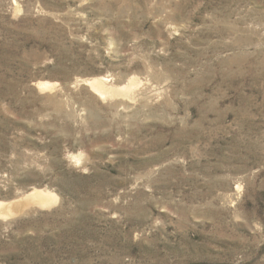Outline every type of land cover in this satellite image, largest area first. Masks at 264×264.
<instances>
[{
	"label": "rangeland",
	"instance_id": "rangeland-1",
	"mask_svg": "<svg viewBox=\"0 0 264 264\" xmlns=\"http://www.w3.org/2000/svg\"><path fill=\"white\" fill-rule=\"evenodd\" d=\"M3 203L0 264H264V0H0Z\"/></svg>",
	"mask_w": 264,
	"mask_h": 264
},
{
	"label": "bare ground",
	"instance_id": "bare-ground-1",
	"mask_svg": "<svg viewBox=\"0 0 264 264\" xmlns=\"http://www.w3.org/2000/svg\"><path fill=\"white\" fill-rule=\"evenodd\" d=\"M90 83L91 88L99 95L104 96L107 94H114L118 92V90H123V89H129L130 86H124L118 88H108L104 84L103 79H94L93 81H88ZM37 87L39 90L44 91L47 89H53L54 84L48 81H39L36 83ZM57 199V195L48 189H36L34 188L31 191H28L26 193H23L20 197L17 198V201L22 204L23 209L28 208L31 206H40V207H45V206H50L53 202H55ZM6 205L0 204V208L4 209Z\"/></svg>",
	"mask_w": 264,
	"mask_h": 264
}]
</instances>
